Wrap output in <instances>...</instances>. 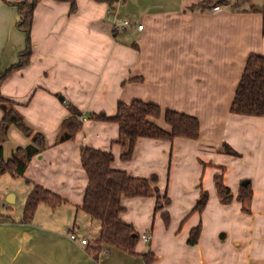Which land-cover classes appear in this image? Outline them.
Segmentation results:
<instances>
[{"label":"crops","instance_id":"crops-1","mask_svg":"<svg viewBox=\"0 0 264 264\" xmlns=\"http://www.w3.org/2000/svg\"><path fill=\"white\" fill-rule=\"evenodd\" d=\"M24 1L0 0V73L14 65L25 49L24 34L16 28V5ZM207 1L214 4L190 9ZM217 1L118 0L112 13L143 26L141 31L132 27L119 33L106 19L110 8L104 2L76 0V12L69 14L65 2L39 1L33 11L30 63L13 72L0 92L49 143L28 162L26 183L64 202L54 208L38 205L27 221L23 210L16 219L6 207L0 213V264H145L148 253L149 264H264V117L229 113L247 57H264L262 16L232 10L234 0H227V6ZM249 1L264 5V0ZM57 94L81 112L107 116L115 114L118 101L151 103L195 117L199 137L140 138L131 159L123 161L125 149L116 143L117 125L85 120L74 140L55 144V131L68 114ZM156 124L168 130L162 116ZM11 139L16 147L6 157L5 145ZM29 143V138L10 128L4 158ZM222 144L238 156L221 153ZM82 146L110 151L112 168L130 177L156 176L148 197L122 199L121 219L138 234L151 237L148 243L138 239L134 255L103 245L96 258L80 244L81 239H91L72 231L77 213H85ZM216 174H222L230 190L227 205L216 191ZM244 181L251 191L244 201L248 212L237 199ZM202 190L207 193L206 205L201 213H191ZM10 196L8 204L16 201V195ZM157 197L162 204L163 197L169 200L159 211L154 209ZM64 203L72 207L68 216L61 210ZM163 212L168 214L167 224ZM199 223V238L190 246L189 233ZM97 228L94 239L99 224ZM71 234L75 241L69 239Z\"/></svg>","mask_w":264,"mask_h":264},{"label":"trees","instance_id":"trees-1","mask_svg":"<svg viewBox=\"0 0 264 264\" xmlns=\"http://www.w3.org/2000/svg\"><path fill=\"white\" fill-rule=\"evenodd\" d=\"M40 0H27L16 5L19 20L16 28L24 34L25 49L18 54L17 62L0 73V87L2 83L15 71L25 68L30 63L32 50L30 45V32L33 18V11ZM65 2L69 5V14L76 12V0H55ZM104 2L111 7L118 0H94ZM214 4V1H207L190 9H204ZM215 4L230 5V1L218 0ZM248 6L246 9L243 7ZM231 9L235 11H247L259 13L262 16L261 34L264 38V5L257 6L250 4L249 0H234ZM114 32V31H113ZM58 101L63 104L68 112L61 121L55 144L65 141H72L82 130L85 120L98 122L115 123L118 128V139L116 143L124 146L121 154L123 161L131 159L136 142L140 138L154 140L172 141L175 138L196 140L199 137V122L195 117L172 111L162 110L157 105L146 103L141 100H132L126 104L118 101L115 114L107 116L104 112L90 113L88 117L74 105L68 103L62 96L56 95ZM0 176L9 173L11 176L21 177L30 159L39 155L46 149L44 135L29 126L24 118L17 111L15 104L2 97L0 92ZM229 113L246 117H264V57L250 55L247 57L240 80L232 99ZM163 117L168 130L159 127L152 120ZM17 129L30 143L18 147L9 159L3 156V144L7 141L10 128ZM220 152L226 155L238 156V154L226 144H222ZM81 168L83 169L87 185L84 192L81 209L94 221L99 224V235L97 239L88 241L86 250L97 258L102 246H108L134 255L135 246L139 234L133 226L121 219L125 208L122 205L123 198L148 197L151 186L156 182V176L149 178H135L128 176L124 171L112 168L114 157L110 151L94 149L82 146L79 153ZM215 188L224 205L230 203L232 196L230 190L222 182V174L214 176ZM251 191L249 185L241 186L237 199L242 203V210L248 212L244 207V201L249 199ZM160 197L156 198L155 211L169 204V200L163 197V204H160ZM64 201L58 195L34 185L27 194L23 206V219L30 220L38 205L46 204L54 208ZM207 202V193L203 190L200 199L191 210V213H201ZM164 223H168L167 212L162 213ZM201 231L199 223L193 228L187 239V244L192 246L197 243ZM145 264H149L152 257L145 254Z\"/></svg>","mask_w":264,"mask_h":264},{"label":"rangeland","instance_id":"rangeland-1","mask_svg":"<svg viewBox=\"0 0 264 264\" xmlns=\"http://www.w3.org/2000/svg\"><path fill=\"white\" fill-rule=\"evenodd\" d=\"M64 108H65V106H64ZM82 113L85 115V117H88V115L91 112L86 110L85 112H82ZM152 121L158 122V120H152ZM162 124H164V123L162 122ZM59 126H60V123H59V125L55 131L56 138L53 140L52 143H55V141L57 140ZM31 128L33 130H35V128L33 126H31ZM15 131L23 137V135L17 129H15ZM40 133L45 135L43 132H40ZM44 138H45V143L47 146L49 143H48L47 138L45 136H44ZM15 145L16 144H14V141L12 139H11V141H9V143H7L5 145V148H6L5 156L6 157H9L11 150L16 147ZM32 187H31V185L26 183V178L24 176L15 177V176H11L9 173H6V174L0 176V213H5L7 211L6 207H9V208H11V211L9 213L12 215V217L16 218V219H20L22 217L24 199H25L27 193L30 192ZM10 195H13V196L16 195V201L12 204H8V201L11 200ZM160 204H162L161 200H160ZM61 206H62L61 210H65V215H67V216L70 215L68 213L69 212L68 209H70L71 206H69L68 204L65 205V203H64V205H61ZM74 213H75V211H74ZM77 214H78L77 225H75L73 230L71 227V230L74 231L75 233L77 232L78 235L81 237H82V235H84L85 237H89L91 240H94V238L96 237V232H98V228H97L98 223L96 221L92 220L86 213L79 212ZM73 216H74V214L72 215V218H73ZM83 218H85V219H83ZM79 223L81 225L80 226L81 230H80V228H77Z\"/></svg>","mask_w":264,"mask_h":264},{"label":"built area","instance_id":"built-area-1","mask_svg":"<svg viewBox=\"0 0 264 264\" xmlns=\"http://www.w3.org/2000/svg\"><path fill=\"white\" fill-rule=\"evenodd\" d=\"M213 11H219V7H214ZM106 19L107 21L110 23L112 30L114 32H124L127 29H131L132 27H135V29L137 31H141L143 29L142 25H134L132 24V22H130L128 19L125 18H121L115 14L112 13L111 10H108L106 13ZM69 239L71 241H75L76 237L74 234L69 235ZM139 239L141 241H143L144 243H148L151 239L150 235H148L147 233H141L139 234ZM87 240L86 239H81L80 240V244L81 245H86L87 244Z\"/></svg>","mask_w":264,"mask_h":264},{"label":"water","instance_id":"water-1","mask_svg":"<svg viewBox=\"0 0 264 264\" xmlns=\"http://www.w3.org/2000/svg\"><path fill=\"white\" fill-rule=\"evenodd\" d=\"M247 184V182H242V186H245ZM10 198H12V196H10ZM10 201V200H9Z\"/></svg>","mask_w":264,"mask_h":264}]
</instances>
